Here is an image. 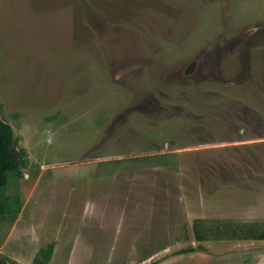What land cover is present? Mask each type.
I'll return each mask as SVG.
<instances>
[{"label": "rangeland", "instance_id": "rangeland-1", "mask_svg": "<svg viewBox=\"0 0 264 264\" xmlns=\"http://www.w3.org/2000/svg\"><path fill=\"white\" fill-rule=\"evenodd\" d=\"M0 117L6 264L264 262L192 232L264 219V0H0Z\"/></svg>", "mask_w": 264, "mask_h": 264}, {"label": "trees", "instance_id": "trees-1", "mask_svg": "<svg viewBox=\"0 0 264 264\" xmlns=\"http://www.w3.org/2000/svg\"><path fill=\"white\" fill-rule=\"evenodd\" d=\"M17 144L11 126L0 117V217L17 212L19 210L18 197H10L6 194L13 177L21 176V168L25 166V151L19 149V158L11 154L10 147ZM146 159L163 158V154H155ZM192 232L198 242L209 240H234V241H264L263 220H239V219H204L193 220ZM53 243L41 247L33 257L31 264H48L52 252ZM5 262L0 259V264Z\"/></svg>", "mask_w": 264, "mask_h": 264}, {"label": "water", "instance_id": "water-1", "mask_svg": "<svg viewBox=\"0 0 264 264\" xmlns=\"http://www.w3.org/2000/svg\"><path fill=\"white\" fill-rule=\"evenodd\" d=\"M9 151L11 154L15 155L17 159L19 158V152L15 147H10ZM4 264H6V263H4ZM262 264H264V262Z\"/></svg>", "mask_w": 264, "mask_h": 264}]
</instances>
